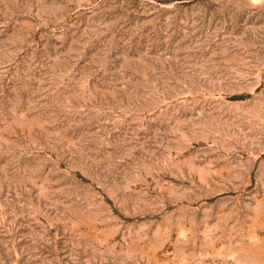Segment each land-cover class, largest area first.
Here are the masks:
<instances>
[{
    "label": "rangeland",
    "instance_id": "1",
    "mask_svg": "<svg viewBox=\"0 0 264 264\" xmlns=\"http://www.w3.org/2000/svg\"><path fill=\"white\" fill-rule=\"evenodd\" d=\"M0 264H264V0H0Z\"/></svg>",
    "mask_w": 264,
    "mask_h": 264
}]
</instances>
